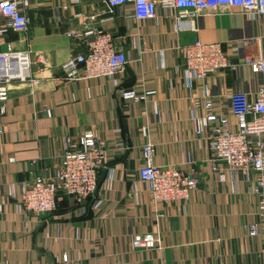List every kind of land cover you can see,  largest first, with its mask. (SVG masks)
I'll list each match as a JSON object with an SVG mask.
<instances>
[{"label": "crops", "instance_id": "obj_1", "mask_svg": "<svg viewBox=\"0 0 264 264\" xmlns=\"http://www.w3.org/2000/svg\"><path fill=\"white\" fill-rule=\"evenodd\" d=\"M66 1L33 0L28 30L11 33L0 44L1 51L8 46L27 51V73L38 81H12L7 99L0 101L6 125L0 135V264H62L63 253L78 264L264 263L261 235L247 233L258 202L252 190L255 175L228 170L221 161L212 168L207 142L194 136L189 118L191 98L201 87L194 81L185 87L178 48L195 39L221 43L236 66L210 74L205 84L215 109L229 112L230 92L241 90L255 98L260 75L243 64V56L264 58V36L247 49L241 41L262 35L264 17L258 23L238 8L219 5L197 13L195 29L176 31L164 17L136 21L127 4L115 9V21L97 23L126 35L121 45L130 59L125 70L115 77L74 81L60 69L80 50L66 35L72 13L60 9ZM103 7L101 0H81L73 10L89 13ZM235 44L238 50L232 51ZM130 86L157 93L146 102L126 103L120 91ZM145 124L155 146L154 164L191 166L198 176L188 199L165 203L161 217L137 173ZM87 129L105 145L101 170L107 171L96 194L81 201L60 195L54 211L35 218L20 212L12 194L35 176H51L67 141ZM117 139L124 142L122 148L115 147ZM154 231L161 238L160 250L132 245L133 234Z\"/></svg>", "mask_w": 264, "mask_h": 264}, {"label": "built area", "instance_id": "obj_2", "mask_svg": "<svg viewBox=\"0 0 264 264\" xmlns=\"http://www.w3.org/2000/svg\"><path fill=\"white\" fill-rule=\"evenodd\" d=\"M32 1L0 0V44L11 33L28 30ZM80 2L81 0H67L60 5L62 11H72L66 35L80 48L60 64L64 78L74 81L115 77L125 70L130 60L128 49L121 46L126 35L115 33L97 23L115 21V9L127 4L132 8L129 16L136 21L164 17L173 22L176 31L195 29L193 17L203 10L219 5L238 8L243 15L258 23L264 17V0H101L104 7L89 13L73 10ZM261 36H264V32L252 40H242L241 46L247 49ZM178 48L182 56L180 72L184 77L185 87H190L191 81L201 87L200 94L191 98L189 118L194 136L207 142L212 168L217 169L216 163L221 161L228 170L253 172L255 175L252 190L257 195L258 202L255 220L249 223L247 233L250 236L261 235L263 245L260 253L264 255V58L251 54L243 56V64L252 73L260 75L255 98L250 99L241 90L232 91L228 94L229 112H221L215 109V101L205 81L210 74L224 68L233 69L236 64L219 42L195 39L179 45ZM231 50L237 51L238 45H232ZM29 65L27 51L9 46L6 50H0V101L7 99L12 81L38 82L27 73ZM156 93L155 89L130 86L121 89L120 98L126 103L146 102ZM153 103L154 115L160 120L161 112L157 109L156 102ZM3 111L2 105L0 135L6 128L1 117ZM46 114L51 115V111L46 110ZM229 114L234 117L233 122L230 121ZM141 135L142 162L137 173L139 179L146 184L152 207L157 216L161 217L162 205L188 199L191 190L197 186L198 176L191 166L185 170L174 163L154 164L155 146L148 138L147 124L141 127ZM114 145L122 148L124 142L117 139ZM105 160L103 140L92 129H87L76 139L67 141L62 155L54 164L51 176H35L30 184H21L18 192L12 196L16 197L20 212L33 218L54 211L60 195H68L79 201L88 199L97 188ZM186 164L191 165V162ZM3 192L0 184V196ZM131 242L134 247L144 249L160 250L163 247L157 231L135 233ZM59 261L62 264H78L67 253H63Z\"/></svg>", "mask_w": 264, "mask_h": 264}, {"label": "water", "instance_id": "obj_3", "mask_svg": "<svg viewBox=\"0 0 264 264\" xmlns=\"http://www.w3.org/2000/svg\"><path fill=\"white\" fill-rule=\"evenodd\" d=\"M133 82H134V77L132 76V80H131L129 83L132 84ZM106 171H107L106 168H103V169L100 171L97 186H99L100 183L103 181V179H104V177H105V174H106ZM95 194H96V191H95L94 195H95Z\"/></svg>", "mask_w": 264, "mask_h": 264}]
</instances>
